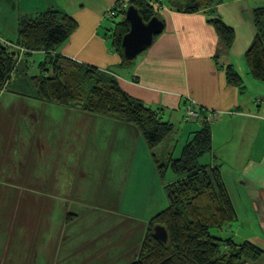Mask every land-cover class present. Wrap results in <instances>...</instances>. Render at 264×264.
Wrapping results in <instances>:
<instances>
[{"label":"crops","instance_id":"1","mask_svg":"<svg viewBox=\"0 0 264 264\" xmlns=\"http://www.w3.org/2000/svg\"><path fill=\"white\" fill-rule=\"evenodd\" d=\"M133 1L0 0V42L11 51H18L16 70L0 90V102L3 101L0 106V264H45L46 258L52 264H130L137 257L135 249L140 242L130 236L106 249L105 242L101 243L106 232L87 241L73 234L71 226L66 224L68 207L72 204L69 202L74 201L69 194L73 185L76 187L79 175L82 178L86 174L74 168L76 155L67 151L65 143L70 142L63 139L67 131L62 128L58 137L56 122L51 119V113L65 107L41 101L30 84V78L38 73V70L36 74L30 73V67L34 71L38 69L45 54H29L16 45L18 18L48 9L60 10L76 24L69 38L50 54L112 75L128 95L159 112L164 121L172 124L179 138L174 151L171 152L170 146L165 155L178 158L184 143L206 122L198 120L178 128L183 123L187 99L195 101L204 111L216 113L218 119L208 122L211 153L202 157L201 162L220 171L236 213L234 223L218 234L237 243H251L263 255L250 264H264V83L250 75L244 59L256 34L254 10L264 9V0L255 4H249L248 0H221L194 14L172 10L168 0H144L155 8L164 28L149 48L129 67H124L111 44L112 32L119 22H113L107 12L120 2L131 6ZM116 17L121 19L123 15ZM214 17L233 29L235 38L230 48L224 47L208 22ZM227 67L240 78V85L229 84ZM66 109L74 111L62 110ZM90 117L94 128L88 129L85 124V141H78L87 151L83 154L84 161L90 155L88 151L91 153L103 144L110 152L106 155L110 164L106 160L102 166L109 169L101 168L106 175H114V168L122 160L125 169L135 166L137 170L152 172L150 154L143 145L138 147L139 137L133 127ZM84 118L81 114L75 120ZM24 134L31 145L28 149L31 160L21 155V161L13 163L11 154L23 150ZM182 138L179 153L176 148ZM46 159L50 166L54 163L52 174H36L33 168ZM178 178L171 176L169 183ZM92 196L100 199L101 194ZM84 204H89L86 197L79 199L76 206ZM110 206L115 207L113 197ZM127 221L136 223L135 219L122 222ZM147 222V219L141 221ZM65 232L69 237L63 236ZM71 234L77 237L74 243Z\"/></svg>","mask_w":264,"mask_h":264},{"label":"trees","instance_id":"2","mask_svg":"<svg viewBox=\"0 0 264 264\" xmlns=\"http://www.w3.org/2000/svg\"><path fill=\"white\" fill-rule=\"evenodd\" d=\"M220 1L168 0V5L177 12L194 14ZM131 6L138 10L144 22L156 17L155 8L144 0H135ZM122 15L123 20L112 32L111 44L121 58V65L129 67L132 61L125 60L121 50V40L129 31V24L124 19L125 13ZM253 16L256 34L244 59L250 75L264 83V9L254 10ZM208 22L224 47L230 48L235 38L233 29L219 18L214 17ZM75 28L74 20L56 9L18 18V48L29 54H45L37 75L30 78L37 98L133 127L152 152L172 133V124L164 121L156 110L128 95L112 75L50 54ZM17 53L0 42V90L16 70ZM226 78L231 85L241 84L230 67L226 69ZM211 149L210 126L204 123L184 143L178 158L169 157L162 163L154 153L151 154L161 178L168 170L179 178L166 185L168 205L148 221L144 238L139 242V253L130 264H250L263 255L249 242L237 243L232 238H222L211 232L212 229L220 232L236 220L220 171L201 162ZM156 226L165 229L166 241L155 238Z\"/></svg>","mask_w":264,"mask_h":264},{"label":"rangeland","instance_id":"3","mask_svg":"<svg viewBox=\"0 0 264 264\" xmlns=\"http://www.w3.org/2000/svg\"><path fill=\"white\" fill-rule=\"evenodd\" d=\"M226 1L230 2L232 0ZM256 1L257 0H248V3L255 4ZM224 5L226 4L224 3ZM128 7L129 6L127 5V8ZM122 19L123 18L119 19V17H115L111 20H113V22H120ZM113 22H111V24H113ZM30 71V73L32 74L37 73V69H35L34 71L32 67H30ZM30 84H32L31 81ZM2 102L3 101L1 100L0 106ZM256 102L259 103L260 100ZM32 106L34 105L32 104ZM57 109L58 110L57 112H55V114L51 113V117H53L51 119H54L57 125V136L59 137L58 134L62 128L64 129V131H67V133L63 134V139L70 142L69 144L65 143L67 151L76 155L77 161L74 164V168H76L77 170L80 169L84 174H86L82 178L79 175L76 187L75 185H73V188L69 194V197H72L74 200L73 202H69L72 204H70V207H68L69 212L67 214V217L69 216V219L66 218V224L71 226V228L69 229H71V232L73 234L85 237L87 241L90 239V237L94 238L96 235L100 236L101 232H106V236L104 237L105 239L101 241V243L105 242L104 245H106V249L112 246H117L120 240L125 241L130 236H132L131 239L137 238L139 239V241H141L146 233L145 229L148 223H141V221H144L146 219L149 221L158 212L164 210L167 207L168 200L165 187L167 184H170L169 182L171 181V176L174 178L178 177L175 174H172L170 170H168L164 178H161L158 174L156 163L154 162L151 154L154 153L156 155V158L159 159V161L162 163L167 161L170 156L168 154L165 155L164 152L170 146L172 150L171 152L174 151V148L176 146L174 143L176 139L178 142V135H176L173 129L172 133L169 134L161 144L157 145V147L152 150V152H150L142 136H140L137 132L139 137L138 147L141 148L143 145L150 154V161H152V165L154 167L152 172L137 170V167L135 166H133L131 170L125 169L126 165H123L124 160H122L120 165H117L114 168L115 171L113 172L116 173L114 175L108 176L102 170L106 168L107 170L109 169V167L102 168L104 161H109V158L106 156L108 153H110L107 147L103 146V144H100L98 145L99 148L97 146V148L93 152L90 153V151H88L90 155L84 161L83 154H85L87 151L83 149L84 146L82 144L78 143V141H85V136L87 135V128L85 124L88 126V129L94 128L91 126V114L71 111L68 109L62 110L65 109L62 107H58ZM81 114H83L85 118L76 121L75 117L79 118L81 117ZM202 116L204 118H202ZM200 117V119L206 121L205 123L218 119V116H216V113L214 111L206 110L203 111ZM49 120L50 118L48 119V121ZM190 123V121L186 122L183 118V123L180 122L178 128L181 129L185 124ZM71 134L73 135L71 136ZM183 142L184 138H182V141H180L177 145L176 149L177 151H179V153L181 150V144ZM136 143L137 140L135 142V146ZM30 147L31 145L29 144L28 135L24 134V148L23 150L18 151L17 154H11V161L13 163H18L19 161H21V155H24L27 161L31 160L30 158L32 156L28 153V149ZM99 150H101L102 152L99 153ZM14 152L16 151L14 150ZM122 157H124L125 159V154H122ZM53 164L54 163H52V165L50 166L49 159H46L45 161L41 160V164H38L39 166H35L33 170L36 174L40 172L49 175L52 174ZM120 166H122V168H120ZM13 179H16V174L13 175ZM73 182H75V175L73 176ZM224 187L227 191L225 183ZM99 193L101 194L100 199L92 196ZM85 197L88 199L89 204H84L82 207L76 206L77 203H79V199H83ZM112 197L115 201V207L110 206ZM65 204L63 205V207L65 206ZM75 210L80 212L81 215H78ZM55 215H57V210L55 212ZM121 217L124 218H122V221H124L125 219H135L136 223L133 221L131 223H128L129 221H127V223L122 222L119 220V218ZM78 220L79 223L76 224L75 222ZM77 225H80V228H78ZM111 229L113 230V234L111 232ZM211 232L213 235H215L218 234L219 230L212 229ZM65 235L66 237H69L70 234L68 232H65L63 236ZM117 235L119 236L118 239L116 237ZM76 238V236L72 237L71 234L72 243H74ZM112 238H114V240L111 242ZM90 243V245L92 246L93 243ZM122 247H120V249ZM127 249L125 250L127 251ZM135 250L137 252L136 254H138L140 250L139 244ZM130 254L131 253H129L128 255ZM132 256H134V253H132ZM45 264H52V262L50 259L46 258Z\"/></svg>","mask_w":264,"mask_h":264},{"label":"water","instance_id":"4","mask_svg":"<svg viewBox=\"0 0 264 264\" xmlns=\"http://www.w3.org/2000/svg\"><path fill=\"white\" fill-rule=\"evenodd\" d=\"M124 19L129 24V31L122 37L121 50L125 60L133 61L152 45L154 37L162 33L164 24L158 17L144 22L134 6L127 8ZM154 236L162 242L167 239L165 229L160 226L154 227Z\"/></svg>","mask_w":264,"mask_h":264},{"label":"built area","instance_id":"5","mask_svg":"<svg viewBox=\"0 0 264 264\" xmlns=\"http://www.w3.org/2000/svg\"><path fill=\"white\" fill-rule=\"evenodd\" d=\"M127 10V4L124 2L118 3L115 7L111 8L107 12V17L115 18L118 14H123ZM204 109H202L197 103L191 99H187L184 107V120L186 122H192L200 119ZM202 118H204L202 116ZM202 120V119H200Z\"/></svg>","mask_w":264,"mask_h":264}]
</instances>
